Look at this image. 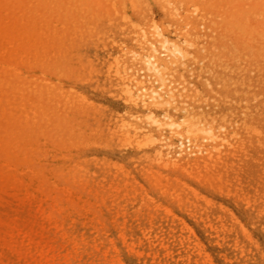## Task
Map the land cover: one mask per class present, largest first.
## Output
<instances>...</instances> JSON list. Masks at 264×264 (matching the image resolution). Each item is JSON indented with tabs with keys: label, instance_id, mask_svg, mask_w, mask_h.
<instances>
[{
	"label": "bare ground",
	"instance_id": "6f19581e",
	"mask_svg": "<svg viewBox=\"0 0 264 264\" xmlns=\"http://www.w3.org/2000/svg\"><path fill=\"white\" fill-rule=\"evenodd\" d=\"M116 141L133 151L124 163L148 165L144 188L87 155ZM8 163L87 177L74 195L38 186L68 232L110 234L101 248L69 232L81 257L264 264V0H0V172ZM121 194L130 226L109 210ZM35 218L0 187V264H36L31 238L49 233L31 229L55 227Z\"/></svg>",
	"mask_w": 264,
	"mask_h": 264
},
{
	"label": "rangeland",
	"instance_id": "374dc122",
	"mask_svg": "<svg viewBox=\"0 0 264 264\" xmlns=\"http://www.w3.org/2000/svg\"><path fill=\"white\" fill-rule=\"evenodd\" d=\"M189 85L192 87V83H189ZM111 104L114 109H121V103L116 99H114ZM120 144L122 143L116 141L115 145H113L112 148L108 149L106 155L96 150L88 152L87 155H89V158L91 160L99 162L101 165H103V167L111 166L114 170H125L126 173L130 176V178L135 179L139 186L144 188L145 185L142 182L140 176H135V170L137 167H147L148 165L136 164L133 161H129V163H124L121 159L122 156L128 158L133 153V151L131 149H127L126 147L120 146ZM64 173L65 175L63 177L68 178L67 173H69V171H64ZM73 175L82 176L83 179L76 181L75 183H73L74 185H72V183H68L69 181H66L64 179L58 180L55 174H44L40 168L31 167L28 165L22 171H19L17 168H15L9 163L5 164L4 171L0 172V187H2L4 184H7L17 188L22 204L24 206H27L29 210L33 213L34 217L39 220L36 225L46 223L55 227V229H38V225L34 226V229H31V232L33 234H37L42 231H46L49 233V236L46 237L31 238L32 240L29 247L30 252L28 253V257L33 258V262L37 260L35 262L36 264H92V262H95V264H104L101 263V259L99 256L81 257V253L77 252L78 250H76L75 245H73L74 250H67V236L69 237V232H78L79 234H90V232H87L88 230L80 225H76V229L74 230L69 229L68 232L67 228L69 227V224L74 223V220L67 219L64 221L63 218L60 217L61 212H63V204L57 201L55 193L51 192L49 195H47L46 193H44L43 189L38 187L41 186L39 183L44 181L49 186L57 185L60 192L67 195H74L73 193H79V188H84V186L89 188L87 184V177L84 180V175H80L78 173ZM100 180L101 182L103 180H107L108 182H110L109 179L106 178V176H99L95 178V182H100ZM118 200L120 201V212L113 208L111 201L108 202L109 210L112 214H114L113 217H120L121 220H123L121 222L122 224L126 223V226H130L131 221L135 219H129L130 216L127 217L125 210L133 208V198L128 195L121 194L120 199ZM164 207H166L165 204ZM171 214L173 215V221L176 224L179 225L183 223L188 226L190 225L188 217H185L180 212H173ZM152 221L153 219L146 220V222L148 223ZM158 223L159 221L156 222V224ZM138 225L140 224H137L136 226ZM102 235L93 236L92 234H90V236L93 238V241L98 242L100 247L104 248L101 243V240L106 236L110 237V234L103 233ZM172 250L175 251L174 248ZM146 252H148V249L142 253ZM174 257L177 259V261L174 260L173 257L171 260H169L165 253L161 251L160 258L156 259V261L150 258L148 264H183L180 260V254L174 252ZM202 258L204 262H200L201 264H217V261L213 260L212 257L208 254L203 255ZM227 258L230 259L231 256H228ZM117 260L118 255H115V257L113 258V262L111 261L107 264H116ZM136 262L138 263V260H136ZM232 262L233 261H230V263ZM131 263L137 264L135 263V260Z\"/></svg>",
	"mask_w": 264,
	"mask_h": 264
}]
</instances>
